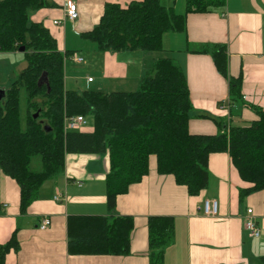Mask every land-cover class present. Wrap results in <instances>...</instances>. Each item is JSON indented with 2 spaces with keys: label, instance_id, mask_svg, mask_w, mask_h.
I'll list each match as a JSON object with an SVG mask.
<instances>
[{
  "label": "trees",
  "instance_id": "obj_1",
  "mask_svg": "<svg viewBox=\"0 0 264 264\" xmlns=\"http://www.w3.org/2000/svg\"><path fill=\"white\" fill-rule=\"evenodd\" d=\"M227 0H185V15L204 14L225 7ZM50 0H0V53L20 52L26 67L0 100V170L19 186L21 215L39 196L43 184L65 171L67 154L109 158L105 177L109 216H68L67 251L72 256H122L128 253L135 226L128 216H114L118 196L148 175L153 163L159 175L170 176L188 196L209 186L208 157L227 153L240 179L251 186L240 200L264 191V109H252L249 126L219 124L218 135H196L188 130L192 104L182 70L169 59L158 60L135 92L68 91L64 87V60L56 40L31 14L50 8ZM185 15L176 14L160 0L131 2L126 8L107 3L99 22L81 38L98 52H160L163 36L182 32ZM217 72L228 79L229 102H241L242 79L228 75L224 46H205ZM26 95V128L19 117L20 92ZM37 114L36 119L34 115ZM93 119L91 131H64V119ZM44 127L49 129L46 133ZM40 170H31L33 158ZM149 264H163L164 251L173 242L171 218L147 220ZM19 249L16 233L0 245V264ZM255 264H264L260 257Z\"/></svg>",
  "mask_w": 264,
  "mask_h": 264
},
{
  "label": "crops",
  "instance_id": "obj_2",
  "mask_svg": "<svg viewBox=\"0 0 264 264\" xmlns=\"http://www.w3.org/2000/svg\"><path fill=\"white\" fill-rule=\"evenodd\" d=\"M50 1L52 7L32 13L30 19L48 30L61 53L71 52L65 63L73 62V54L80 57L75 45L81 39L87 41L80 35L96 26L105 4L126 8L142 0H76L75 22L66 19L64 0ZM160 4L185 15V0H160ZM54 21L60 24L54 25ZM205 46L225 47L228 75L242 79L240 103L229 102L228 79L217 72L211 55L201 52ZM84 47V58L94 69V78L87 83L97 92H131L158 60L173 61L189 88L191 134L218 135L223 132L219 124L227 130L233 122L253 120L252 109H264V0H227L221 9L185 15L184 31L163 36L162 58L145 52L102 53L95 45ZM70 78L64 70L65 90ZM92 126L81 131H91ZM207 166L209 186L198 196H188L172 177L157 174L152 163L148 175L117 197L113 215L132 217L135 222L128 253L122 256H72L67 251L68 216L110 214L106 207L107 154H67L64 173L43 184L38 199L24 215L19 210L18 184L0 170V245L14 233L19 242V249L8 253L4 264H149V217L173 221V242L164 251L163 264H255L264 257V191L240 200V191L251 185L240 179L227 153L210 154ZM55 195L62 197L55 201ZM207 200L217 202L214 217L205 214ZM247 209L252 210L251 217L260 229L258 238L244 232ZM44 217L50 219V226L41 230Z\"/></svg>",
  "mask_w": 264,
  "mask_h": 264
},
{
  "label": "rangeland",
  "instance_id": "obj_3",
  "mask_svg": "<svg viewBox=\"0 0 264 264\" xmlns=\"http://www.w3.org/2000/svg\"><path fill=\"white\" fill-rule=\"evenodd\" d=\"M78 42L77 53L81 54L80 57L83 59L82 63H73L67 61L64 63L65 74L67 73L72 76L73 79L70 78V81L67 82L66 89L69 91H98L94 85H90L87 83V79L94 76V69L89 67L88 61L84 58V53H86V49H84V45H91L94 47V44H91L88 41L80 40ZM150 55H155V57H160L162 52H145ZM139 55V53L137 54ZM163 55V54H162ZM26 67V59L25 55L22 52H12V53H1L0 54V88L8 89L12 82L16 80L19 73ZM150 71V70H149ZM94 78V77H93ZM87 83V84H86ZM84 86H88L85 88ZM137 87V88H136ZM138 85L135 84L134 89H131L135 92L138 90ZM112 90V89H111ZM119 90V89H118ZM26 95L23 90L20 92V100H19V117L21 128L24 130L26 128ZM92 117H85V126H82L83 129H89L92 126ZM64 124V123H63ZM250 121L244 120L243 122H233L232 126H249ZM64 126V125H63ZM31 170L37 172L40 170L39 158H33L31 164Z\"/></svg>",
  "mask_w": 264,
  "mask_h": 264
},
{
  "label": "built area",
  "instance_id": "obj_4",
  "mask_svg": "<svg viewBox=\"0 0 264 264\" xmlns=\"http://www.w3.org/2000/svg\"><path fill=\"white\" fill-rule=\"evenodd\" d=\"M64 14L66 19H68L70 22H75L78 18V7L76 0H64ZM54 25H59L60 23L58 21L53 22ZM70 59L74 63H82L83 60L82 58L78 57L77 55L73 54L70 56ZM88 82H91L92 79L88 78ZM85 118L82 116H77V117H69L64 119V131L65 132H70V131H79L81 130L82 126H85ZM62 195H55L54 200L58 201ZM204 211L207 216H216L217 211H218V205L215 200H207L204 203ZM247 218L244 221V232L247 234L248 237L250 238H258L260 235V229L257 226L256 222L254 219L251 217L252 215V210L247 209L246 210ZM50 226V219L48 217L42 218L39 228L41 230H45Z\"/></svg>",
  "mask_w": 264,
  "mask_h": 264
},
{
  "label": "water",
  "instance_id": "obj_5",
  "mask_svg": "<svg viewBox=\"0 0 264 264\" xmlns=\"http://www.w3.org/2000/svg\"><path fill=\"white\" fill-rule=\"evenodd\" d=\"M20 52H23V50H21ZM3 96H4V91H0V100L3 98ZM36 117H37V114L34 115V119H36ZM44 129L46 133L49 132V129H47L46 127H44Z\"/></svg>",
  "mask_w": 264,
  "mask_h": 264
}]
</instances>
